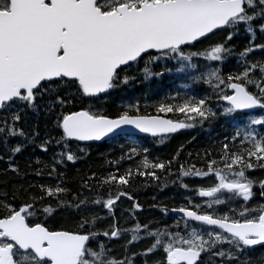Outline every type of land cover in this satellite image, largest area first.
<instances>
[{
    "label": "snow or ice",
    "instance_id": "snow-or-ice-1",
    "mask_svg": "<svg viewBox=\"0 0 264 264\" xmlns=\"http://www.w3.org/2000/svg\"><path fill=\"white\" fill-rule=\"evenodd\" d=\"M242 35L245 44L237 51L230 42ZM232 56L236 67L225 74ZM162 60L174 61L177 72L208 85L225 102L219 113L208 96L160 103L157 115L141 113L138 103L115 118L99 111L100 102L138 77L163 76L155 70ZM165 70L170 71L167 64ZM41 112L60 131L37 146L45 153L50 145L64 149L53 157L48 175L65 159L75 163L72 142L102 141L129 128L156 137L219 115L232 120L235 132L225 137L215 156L205 150L203 169L180 166L182 176L211 181L197 190L207 198L206 206L172 209L182 213V230L181 220L155 229L139 221L130 228L119 226L117 202L134 199L124 190L131 169L98 180L99 190L108 186L106 199L77 194L69 200V189L61 184H41L38 195L29 191L37 187L32 184L28 189L14 186L11 194L0 190V264H137L138 256L142 264H252L247 253L264 247V204L249 203L257 184L264 197V180L247 174L264 169V0H0V143L9 153L8 170L16 175L20 170L14 158L40 135L26 132L24 124L29 113ZM160 113H181L195 123ZM17 137L20 142L10 146L9 139ZM133 154H139L137 149L128 159ZM143 166H149L146 158ZM151 167L164 170L166 165ZM138 174L158 179L154 171L138 169ZM82 187L92 191L87 183ZM237 201L241 203L234 207ZM133 207L142 210L139 203ZM65 215L71 227L50 225V219ZM127 233L130 239L118 257L112 241ZM142 240H150V246L131 251L130 245Z\"/></svg>",
    "mask_w": 264,
    "mask_h": 264
},
{
    "label": "trees",
    "instance_id": "trees-1",
    "mask_svg": "<svg viewBox=\"0 0 264 264\" xmlns=\"http://www.w3.org/2000/svg\"><path fill=\"white\" fill-rule=\"evenodd\" d=\"M221 39L223 37H219L217 40ZM230 43L235 45L237 51H240L244 47L245 37L242 35L239 38H234ZM235 61V56L229 57L223 68L225 74L236 67ZM165 64H167L170 71L165 70ZM174 64V61L166 62L162 60L155 70L164 72L163 76L147 81L143 80L142 77H138L130 85L115 90L111 96L100 102L99 111L109 117H116L121 111L127 110L131 104L138 103L141 113L157 115V106L160 103L176 104L182 103L185 97L202 98L208 96L213 111L219 113L224 104L223 101H219L215 97L212 89L201 82H194L190 75H179V72L173 68ZM195 74L197 75V73ZM185 84H188V86ZM159 115L186 123H195L188 120L181 113H160ZM217 117H220L222 120L210 118L203 125L196 123L195 127L189 128V130L173 137L170 143L164 146L160 145L156 147L155 143L151 140L138 139V141H135V139H127L124 136L91 145H78L72 142L70 144V151L77 157L75 163L68 162L65 159L64 164L56 165V173L48 175L49 169L53 165V157L64 150L63 146L50 145L49 151L45 153L37 145H39L43 138L49 135L58 137L60 130L54 127L53 118L43 112L39 114L29 113L27 122L24 124V130L30 134L39 132L40 135L37 137L35 145H28L22 153L16 155L14 158V164L18 166L20 175H16L8 170L7 159L9 153L6 151L4 145L0 143V155L4 156V159L0 160V190H6L11 194L14 186H23L24 189H28V186L32 184L37 187L30 188L29 191L35 192L38 195V186L41 184H61L63 187L69 189L67 194L69 200L77 194L90 197L89 200H91L94 196L107 197L108 195V186L105 185L103 190H99L98 180H102L109 172L124 174L127 170L131 169L132 175L129 177L130 186L124 190L129 192L142 207L144 210L142 217L149 215L151 217L149 222L152 224L154 222L157 223L162 213H165L167 209L182 206L191 207L194 204L193 201H189L188 199L182 200L183 197L176 196V190L173 185H182L183 180L186 179L185 176L181 175V165L185 169H188L191 165L195 164L196 168L203 169L205 167V150L212 152L213 156H215L221 143L226 142L225 136L221 133V130L226 131V128L223 127L226 124L225 117L219 115ZM213 127L216 128L213 129ZM19 142V137L9 139L10 146H14ZM227 142L231 144L230 140ZM133 148L137 149L139 154H133L132 159H128V155ZM144 149H147V151L145 152ZM145 158L149 164L147 168L143 166ZM37 159L40 160L39 164L36 163ZM117 161H119L118 164L116 163ZM169 161H171L170 165ZM156 162L164 163L166 168L164 170L152 168L151 165ZM138 169L143 172L154 171L158 179L153 178L151 175L141 176L138 174ZM37 170H41L44 174L36 175ZM93 174H95L96 178H93ZM85 183L91 187L92 191H88L82 187ZM168 186H171L172 191H175V193H167ZM145 191H157L158 193L163 191L160 194L162 199H156L155 203L147 202L146 200L152 197L147 196ZM114 194L115 190H113ZM49 199L54 205L55 200ZM152 206H155L157 211H153ZM142 217H139V219H142ZM60 218L63 220L62 223H53L51 226L59 227L63 224L64 226L71 227V222L66 215L57 216L54 220ZM118 222L125 225L121 220ZM104 226L105 224H102V227ZM120 248L121 250L117 255H123L124 253V245H121ZM252 264H264V261Z\"/></svg>",
    "mask_w": 264,
    "mask_h": 264
},
{
    "label": "flooded vegetation",
    "instance_id": "flooded-vegetation-1",
    "mask_svg": "<svg viewBox=\"0 0 264 264\" xmlns=\"http://www.w3.org/2000/svg\"><path fill=\"white\" fill-rule=\"evenodd\" d=\"M248 175H249V177H251V178H253L254 179V174H253V172H248ZM255 180V179H254ZM163 193V191H161V192H157V191H150V192H146L145 191V194L147 195V196H150V197H152V198H148L146 201L147 202H151V203H155L156 202V199H158V200H161L162 199V196H160V194H162ZM167 193H175V191H172V187L171 186H168V191H167ZM135 196V195H134ZM164 196H165V194H164ZM261 198H263V197H261ZM131 207H127V208H123V209H121L119 212L121 213V214H123V213H130L131 211V209H130ZM154 208H155V206H152V209H153V211H154ZM142 209V208H141ZM161 209H163L162 207H161ZM155 211H157V209H155ZM136 212L137 213H139V214H141V213H144L143 212V209L141 210V211H138V210H136ZM102 215V214H101ZM119 218V217H118ZM141 218V217H140ZM151 220V217H148V218H143L142 217V219H141V221L144 223V224H148V223H150L151 225H155V224H157V223H159L160 224V222L158 221L157 223H155L154 222V224H152L151 222H149ZM52 223H55V222H53L52 221ZM121 245H117V251H120L121 250Z\"/></svg>",
    "mask_w": 264,
    "mask_h": 264
},
{
    "label": "rangeland",
    "instance_id": "rangeland-1",
    "mask_svg": "<svg viewBox=\"0 0 264 264\" xmlns=\"http://www.w3.org/2000/svg\"><path fill=\"white\" fill-rule=\"evenodd\" d=\"M211 183V181H209V180H206V181H204V182H202V183H200V187H207L210 183ZM194 184H196V183H194ZM132 191V190H131ZM130 191V192H131ZM202 199V201H203V203L206 205L207 204V200L206 199H203V198H201ZM214 207H218V206H214ZM119 218L120 217H122V218H124L125 219V217H123V216H118ZM148 217H150L149 215H146L145 217H143V218H148ZM132 218V217H131ZM52 221L53 222H55V223H58V224H60V223H62L63 222V220L60 218V219H56V220H54V219H52V220H49V223L50 224H53L52 223ZM146 243L148 244V241H146ZM136 245H143V244H141V242H139V243H137ZM114 245H113V243H112V247H113Z\"/></svg>",
    "mask_w": 264,
    "mask_h": 264
},
{
    "label": "water",
    "instance_id": "water-1",
    "mask_svg": "<svg viewBox=\"0 0 264 264\" xmlns=\"http://www.w3.org/2000/svg\"><path fill=\"white\" fill-rule=\"evenodd\" d=\"M127 134H139V135H149V136H151L150 134H146V133H139L138 132V130H135V129H127V132H126ZM121 134V133H120ZM165 134H170V133H162V134H159V135H157V136H160V135H165ZM116 135H118V134H113V136H116ZM105 139H108L107 137L105 138ZM104 139V140H105ZM103 141V140H102ZM93 142H95V141H93ZM80 143H92V142H80Z\"/></svg>",
    "mask_w": 264,
    "mask_h": 264
},
{
    "label": "bare ground",
    "instance_id": "bare-ground-1",
    "mask_svg": "<svg viewBox=\"0 0 264 264\" xmlns=\"http://www.w3.org/2000/svg\"><path fill=\"white\" fill-rule=\"evenodd\" d=\"M85 195V194H84ZM89 199H90V197H89ZM101 213V212H100ZM155 214V213H154ZM157 216V215H156ZM119 220H121V221H123L124 223H128V221H127V219L125 218H122V217H120V218H118V221Z\"/></svg>",
    "mask_w": 264,
    "mask_h": 264
}]
</instances>
